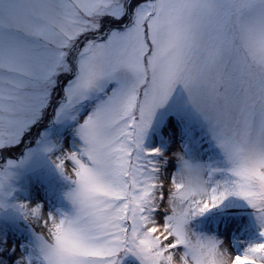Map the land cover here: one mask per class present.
Here are the masks:
<instances>
[{
	"label": "snow or ice",
	"instance_id": "6c2138e0",
	"mask_svg": "<svg viewBox=\"0 0 264 264\" xmlns=\"http://www.w3.org/2000/svg\"><path fill=\"white\" fill-rule=\"evenodd\" d=\"M220 8L214 15L188 0H0V155L30 139L49 112L52 121L72 122L76 137L53 160L73 185L65 194L70 211L45 217L40 205L18 202L43 229L34 253L0 250V264H120L122 252L139 264H166V253L188 250L192 264H203L220 241L186 224L229 194L257 210L264 236V162L225 160L236 143L250 158L264 147V73L236 45L239 38L264 54V35L240 23L249 0H220ZM165 21L198 30L216 48L215 81L193 108L227 167L198 164L202 180L188 186L177 171L161 174L159 148L143 147L156 108L175 87L174 74L160 68ZM39 140L44 152L61 148L43 134ZM176 155L179 166L189 163ZM14 164L0 166V206ZM190 240L199 247L190 249ZM231 264H264V240L231 255Z\"/></svg>",
	"mask_w": 264,
	"mask_h": 264
},
{
	"label": "rangeland",
	"instance_id": "374dc122",
	"mask_svg": "<svg viewBox=\"0 0 264 264\" xmlns=\"http://www.w3.org/2000/svg\"><path fill=\"white\" fill-rule=\"evenodd\" d=\"M51 112L35 127L30 139L11 152L0 155V166L7 160L15 161L9 169L11 175L3 191L0 206V250L18 256L36 251V234L43 229L40 220L25 218L15 205L24 202L29 207L40 205L42 215L57 216L71 209L66 193L73 185L55 167L53 160L61 151L72 149L76 137L74 124L69 121H52ZM58 143L61 148L44 152L39 138ZM145 149L159 148L162 161L161 174L170 176L178 169L177 153L184 159L206 168L227 167L223 154L209 131L206 121L187 100V93L177 84L165 103L156 108L151 124L143 139ZM220 174H217L219 178ZM190 232L210 236L220 241V246L234 257L253 242L264 240L257 221V210L246 200L227 195L218 205L193 216L186 224ZM120 264H139L131 253L117 257ZM15 264V260L12 261Z\"/></svg>",
	"mask_w": 264,
	"mask_h": 264
},
{
	"label": "clouds",
	"instance_id": "9594fccd",
	"mask_svg": "<svg viewBox=\"0 0 264 264\" xmlns=\"http://www.w3.org/2000/svg\"><path fill=\"white\" fill-rule=\"evenodd\" d=\"M188 2L193 6L199 5L214 15L221 13L220 0H188ZM249 3L252 8L240 18V23L249 24L258 33L264 35V0H249ZM157 40L163 47L160 59L161 70L174 74V86L177 84L182 86L192 107L200 105L199 93L208 89L215 81L216 48L213 42L198 30L184 27L182 23L170 26L167 21L161 24L157 32ZM236 45L251 68L257 73H264V54H253L239 38L236 40ZM225 160L232 164L264 162V147L257 149L255 156L250 158L249 149L243 144L236 143L231 152L225 156ZM196 165L198 164L190 161L187 165L181 164L177 170V181L188 186L202 180L204 168H197ZM197 247L199 244L190 240V249ZM166 256L169 257L166 259V264H192L190 250L166 253ZM202 260L203 264H231V254L219 245L213 247L211 253L203 256Z\"/></svg>",
	"mask_w": 264,
	"mask_h": 264
}]
</instances>
